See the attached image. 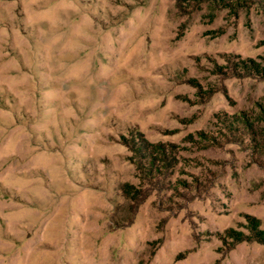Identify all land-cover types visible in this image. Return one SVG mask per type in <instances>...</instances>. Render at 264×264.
<instances>
[{"label":"rangeland","instance_id":"obj_1","mask_svg":"<svg viewBox=\"0 0 264 264\" xmlns=\"http://www.w3.org/2000/svg\"><path fill=\"white\" fill-rule=\"evenodd\" d=\"M222 1L0 0V264H264V0Z\"/></svg>","mask_w":264,"mask_h":264},{"label":"trees","instance_id":"obj_2","mask_svg":"<svg viewBox=\"0 0 264 264\" xmlns=\"http://www.w3.org/2000/svg\"><path fill=\"white\" fill-rule=\"evenodd\" d=\"M204 1L205 0H175L176 5L178 7H183L184 5H187L190 2L193 4H198ZM210 1L214 2L215 4L220 3L222 6H229L227 2H224L222 0H210ZM124 144L129 146L128 144H130V141H125ZM130 148L134 151V154L136 155V160L134 162L136 164L137 170L140 173V178H142V182L146 181V183H152V179L150 178V176L153 173L160 175L162 173L160 171V168L156 165L154 157L152 156V154L149 153H140L139 151L140 149L134 150V148L136 147L133 145H130ZM142 149L148 150L149 147L147 146L144 148L142 147ZM121 191L125 199L135 202V204L140 200H142V198H144L145 195L147 194L146 191L143 190L140 186H134L128 183H124L121 186Z\"/></svg>","mask_w":264,"mask_h":264}]
</instances>
